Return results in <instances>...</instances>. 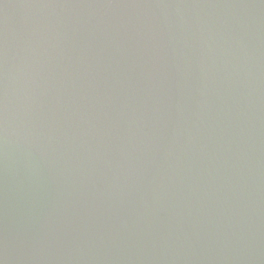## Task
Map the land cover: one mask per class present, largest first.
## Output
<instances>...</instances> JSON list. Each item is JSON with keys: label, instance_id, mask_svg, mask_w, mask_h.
<instances>
[{"label": "water", "instance_id": "95a60500", "mask_svg": "<svg viewBox=\"0 0 264 264\" xmlns=\"http://www.w3.org/2000/svg\"><path fill=\"white\" fill-rule=\"evenodd\" d=\"M0 264H264V0H0Z\"/></svg>", "mask_w": 264, "mask_h": 264}]
</instances>
